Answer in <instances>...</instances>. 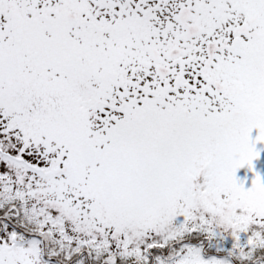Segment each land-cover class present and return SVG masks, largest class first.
Here are the masks:
<instances>
[{
  "label": "snow or ice",
  "instance_id": "6c2138e0",
  "mask_svg": "<svg viewBox=\"0 0 264 264\" xmlns=\"http://www.w3.org/2000/svg\"><path fill=\"white\" fill-rule=\"evenodd\" d=\"M0 264H264V0H0Z\"/></svg>",
  "mask_w": 264,
  "mask_h": 264
}]
</instances>
